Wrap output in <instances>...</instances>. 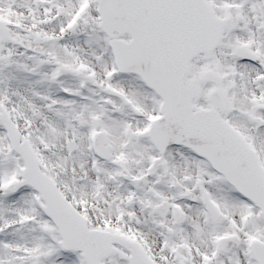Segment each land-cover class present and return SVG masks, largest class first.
Returning <instances> with one entry per match:
<instances>
[{
    "label": "snow or ice",
    "instance_id": "1",
    "mask_svg": "<svg viewBox=\"0 0 264 264\" xmlns=\"http://www.w3.org/2000/svg\"><path fill=\"white\" fill-rule=\"evenodd\" d=\"M0 264H264V0H0Z\"/></svg>",
    "mask_w": 264,
    "mask_h": 264
}]
</instances>
